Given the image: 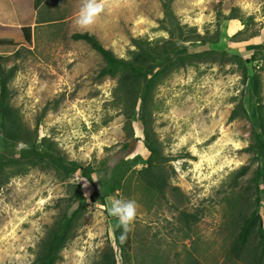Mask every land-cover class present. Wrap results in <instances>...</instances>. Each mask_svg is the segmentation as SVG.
Instances as JSON below:
<instances>
[{"label":"rangeland","instance_id":"374dc122","mask_svg":"<svg viewBox=\"0 0 264 264\" xmlns=\"http://www.w3.org/2000/svg\"><path fill=\"white\" fill-rule=\"evenodd\" d=\"M163 1L110 0L82 29V0H43L30 41L0 51V70L15 69L7 103L25 138L7 144L0 128V264H32L76 183L85 209L56 264H264V164L246 150L260 116L264 126V0H172L184 66L152 83L140 79L143 112L116 78L98 76L101 55L70 37L87 32L120 59L140 51L134 40L168 46ZM252 54L243 80L236 58ZM143 126L159 156L152 165L136 137ZM32 145L90 164L95 185L46 162L28 167ZM112 199L138 207L123 242ZM252 212L258 219L238 249Z\"/></svg>","mask_w":264,"mask_h":264},{"label":"trees","instance_id":"16d2710c","mask_svg":"<svg viewBox=\"0 0 264 264\" xmlns=\"http://www.w3.org/2000/svg\"><path fill=\"white\" fill-rule=\"evenodd\" d=\"M171 1L172 0L163 1L164 22L166 23L164 29L172 41L168 43V46H161L157 48L151 46L148 42L134 40V45H136L137 50L139 48L140 51H132L130 59H120L115 57L111 51L102 47L95 37L87 32H76L70 36L73 40L84 41L93 50L101 55L105 66L99 71L98 76L116 78L118 87L120 89H126V92L132 98V109L136 108L143 112L144 90L139 92L140 88L138 87V82L141 78L147 77V83H152L156 80V78L165 77L171 71L169 70L170 67L174 65L176 68L184 66L187 50L183 47L182 43L186 40L183 36V30L170 8ZM42 2L43 0H34V9H36ZM20 30L21 33L19 34V39H17L13 45L18 44L21 41L27 43L30 41V36L32 35L31 28L26 26L20 28ZM195 57L199 58L200 54H196ZM236 59L237 63L242 67V78L243 80H246L247 73L244 64L252 61L254 56L252 54L251 57L246 60H241V58ZM150 64H154V68L148 74H144V68ZM14 71L15 69L12 67L7 70H0V128L3 133V141L11 145L19 141H25L23 136L24 134L21 131L13 109L7 103V83L13 76ZM142 116L143 114L140 115L139 119L141 124ZM235 117L236 112L233 110L229 116V120H232ZM259 120H261L262 124L261 131L259 133L253 132V141L249 144L246 150L251 152L257 160L261 159L264 164V141H262V137L264 136V126L261 116L259 117ZM131 132H133V130ZM136 137L137 140L143 143L145 149L149 152L147 163H149V165H152L154 162L156 163L159 157L158 152L152 145L144 126ZM26 153L29 155L33 154V156H30L27 159L26 165L28 167H35L40 163L46 162V164H49L53 168L63 172L66 176L78 174L79 177L83 178L89 186L93 187L95 185L92 178L93 174H95V169L90 164L81 165L75 161H67L65 158L60 156L49 157L52 156V154H44V152L38 151L35 147H33V145L28 148ZM149 169L150 167H147L145 171H148ZM150 177L151 178L149 180L147 178L146 184L148 186H153L155 184V179L154 176ZM156 179L158 180L157 186L162 188L164 185L163 177L161 175H157ZM84 209V196L80 191L78 183H76L71 196L68 198L66 210L60 215L54 226L49 230L48 234L41 242L32 264H56L60 260V251L72 237L73 230L79 221V215L82 214ZM255 219L258 218L254 215V212H252L250 216L242 220V225L237 236L238 249L244 246L245 240L250 233L251 228H253ZM258 224H260V221ZM115 242L120 245L117 233H115ZM112 264H115L114 259H112Z\"/></svg>","mask_w":264,"mask_h":264},{"label":"crops","instance_id":"0c3cea01","mask_svg":"<svg viewBox=\"0 0 264 264\" xmlns=\"http://www.w3.org/2000/svg\"><path fill=\"white\" fill-rule=\"evenodd\" d=\"M34 0H0V51L12 46L21 33L20 28L37 25V9Z\"/></svg>","mask_w":264,"mask_h":264},{"label":"clouds","instance_id":"9594fccd","mask_svg":"<svg viewBox=\"0 0 264 264\" xmlns=\"http://www.w3.org/2000/svg\"><path fill=\"white\" fill-rule=\"evenodd\" d=\"M110 0H82L79 13L76 18V25L82 29H88L97 23L101 14L105 11L106 5ZM112 3H118V0H111ZM109 214L119 220L124 229V235L121 241L126 238V233L131 230V225L137 217L138 207L134 200L112 199Z\"/></svg>","mask_w":264,"mask_h":264}]
</instances>
